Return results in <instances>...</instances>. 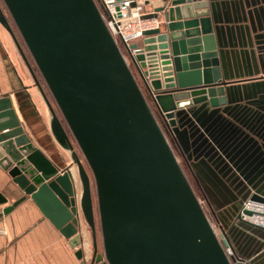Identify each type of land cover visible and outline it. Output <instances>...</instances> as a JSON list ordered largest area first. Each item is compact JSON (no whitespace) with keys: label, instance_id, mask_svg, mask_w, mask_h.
Returning <instances> with one entry per match:
<instances>
[{"label":"water","instance_id":"1","mask_svg":"<svg viewBox=\"0 0 264 264\" xmlns=\"http://www.w3.org/2000/svg\"><path fill=\"white\" fill-rule=\"evenodd\" d=\"M1 1L64 123L1 5L0 24L46 103L54 140L76 167L52 164L25 134L10 99L0 98V167L24 195L3 213L31 199L71 247L81 243V214L91 232V264H231L227 239L213 229L129 65L166 128L193 105H226L208 0H144L158 5L143 19L159 23L128 46V60L96 0ZM74 145L91 173L95 203Z\"/></svg>","mask_w":264,"mask_h":264},{"label":"crops","instance_id":"2","mask_svg":"<svg viewBox=\"0 0 264 264\" xmlns=\"http://www.w3.org/2000/svg\"><path fill=\"white\" fill-rule=\"evenodd\" d=\"M208 4L227 103L193 105L177 115L175 127L166 129L236 256L264 264V229L238 219L247 198L264 196V0ZM156 5L158 1L149 5L147 13ZM29 75L0 24V98L10 99L25 134L52 164L70 166V153L54 140L50 113ZM76 189L79 199L80 187ZM0 195V264L92 263L91 232L81 214V243L71 247L31 199L3 213L24 195L1 167ZM97 246L102 251L101 237Z\"/></svg>","mask_w":264,"mask_h":264},{"label":"built area","instance_id":"3","mask_svg":"<svg viewBox=\"0 0 264 264\" xmlns=\"http://www.w3.org/2000/svg\"><path fill=\"white\" fill-rule=\"evenodd\" d=\"M100 1L103 7L101 15L106 27L126 56L127 48L131 43L140 40L146 30L158 26L159 22L156 19H143V16L148 14L146 10L149 6L145 4L144 0ZM132 3H134L133 6ZM131 53L133 54L134 50H131ZM125 59L127 60L126 57ZM238 219L242 223H247L255 228L264 229V201L251 199L244 201L240 208ZM215 232L218 233L216 230ZM224 251L231 264H249L247 261L235 257V253L230 245L226 247ZM102 263L104 264L105 261L100 262V264Z\"/></svg>","mask_w":264,"mask_h":264},{"label":"rangeland","instance_id":"4","mask_svg":"<svg viewBox=\"0 0 264 264\" xmlns=\"http://www.w3.org/2000/svg\"><path fill=\"white\" fill-rule=\"evenodd\" d=\"M96 1H97V4H98V6H99L100 11L103 12V7H102V4H101V1H100V0H96ZM151 4H152V3H151ZM0 5H1V7H2V9H3V12L5 13V16L7 17V19H8V21H9V23H10L12 29H13V32H14V34H15V36H16L18 42L21 43V44H20V43H19V44L22 46L21 49H22V51L24 52L25 56H27L26 58L30 57V54H29L27 48L25 47V45H23L24 43H23V41H22V39H21V37H20L18 31L16 30V28H15V26H14V24H13L11 18L9 17V15H8V13H7V11H6V9H5V7H4V5H3V3H2L1 0H0ZM119 42H120V41H119ZM22 43H23V44H22ZM120 43H121V42H120ZM134 43H136V42H134ZM123 54L125 55L124 52H123ZM125 57H126L127 60H128V57H127L126 55H125ZM30 58H31V57H30ZM129 65H130V67H131V70H132V72H133V74H134V76H135V78H136L138 84L140 85L141 89L143 90V93H144V95H145V97H146V100H147V102L149 103V105H150V107H151V109H152V111H153V113H154V115H155L157 121L159 122V124H160V126H161L163 132L165 133V136H166V138H167L169 144L171 145V148H172V150H173V152H174V154H175V156H176V158H177V160H178V162H179V164H180V166H181V168H182V170H183L185 176L187 177V180L189 181V184L191 185V187H192V189H193V191H194V193H195L197 199L199 200V202H200V204H201V206H202V208H203L205 214L207 215V217H208V219H209V221H210L212 227H213V228L219 233L221 229L218 227V225H217V223H216V221H215V219H214L212 213H211L210 210L208 209V207H207V205H206V202H205V199H204V197H203L201 191H200L199 188L197 187V185H196V183H195L193 177L191 176L190 172L188 171L186 165L183 163L181 157H179V154H178L177 149L172 145V143H171V139H170V137H169V135H168V133H167L166 126L163 124V121H162L161 118L159 117V114H158V112L156 111L155 106L153 105V103L151 102V100L149 99V97L147 96L146 91H145V89H144V87H143V85H142V82H141L140 78L138 77V75H137L135 69L131 66L130 63H129ZM31 68H32V67H31ZM32 70H33V68H32ZM33 72H34V71H33ZM29 74H30V73H29ZM34 74H35V73H34ZM35 76H36V75H35ZM29 77H30V81H31V83L34 84V81H33L32 76L29 75ZM37 79H38V78H37ZM38 81H39V83L41 84V87H42L43 91H45V93H46V95H47V98H48V100H49L51 106L53 107V109H54L55 112L57 113L59 119L62 121V123H64V122H63V119H62V116H61V114H60V112H59V110H58V108H57V106H56L54 100L52 99V97H51V95H50V93H49V91H48V89H47L45 83H44L43 81L41 82V80H38ZM74 147H75L76 152L79 154V157L81 158L82 163H83V165H84L86 171L88 172V174H89V176H90V179H91L92 197H93V202L95 203L94 184H93V179H92L91 173H90V171H89V169H88V167H87V165H86V163H85V161H84L82 155L80 154L78 148H77L75 145H74ZM68 162H70V166H72L71 168H73V171L75 172V171H76V167H75V165L72 163V161H71L70 158L68 159ZM248 199H250V197L247 198V200H248ZM245 201H246V200H245ZM241 206H242V205H241ZM94 212H95V223H96V224H95V225H96V239H97V241H98V239L100 240V231H99V224H98L97 211H96V206H95V204H94ZM97 247L99 248V249H98V252H99V253H102L100 247H99V246H97Z\"/></svg>","mask_w":264,"mask_h":264},{"label":"trees","instance_id":"5","mask_svg":"<svg viewBox=\"0 0 264 264\" xmlns=\"http://www.w3.org/2000/svg\"><path fill=\"white\" fill-rule=\"evenodd\" d=\"M20 43V42H19ZM21 44V43H20ZM23 44V43H22ZM24 45V44H23ZM21 46V45H20ZM22 47V46H21ZM27 57V56H26ZM31 57V56H30ZM30 57H28L27 59H28V61H29V63H30V65H31V67L33 68V71H34V73H35V75H36V77L38 78V80H41V82L43 81L42 80V78H41V76H40V74H39V72H38V70H37V68H36V66H35V64H34V62H33V60H32V58H30ZM44 82V81H43ZM41 85V84H40ZM44 93H45V91H44ZM45 95H46V93H45ZM47 96V95H46ZM235 257H237L236 256V254L234 255ZM234 258V257H233Z\"/></svg>","mask_w":264,"mask_h":264}]
</instances>
